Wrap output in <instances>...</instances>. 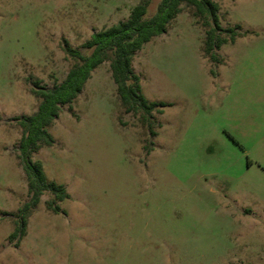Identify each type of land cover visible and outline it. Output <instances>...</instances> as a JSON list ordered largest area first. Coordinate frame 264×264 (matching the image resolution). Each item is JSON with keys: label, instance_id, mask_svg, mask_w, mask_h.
I'll list each match as a JSON object with an SVG mask.
<instances>
[{"label": "rangeland", "instance_id": "obj_1", "mask_svg": "<svg viewBox=\"0 0 264 264\" xmlns=\"http://www.w3.org/2000/svg\"><path fill=\"white\" fill-rule=\"evenodd\" d=\"M141 1L0 0V264H264V0H214L239 32L220 63L185 6L136 53L143 95L164 104L152 127L98 66L33 155L70 198L54 212L45 193L10 238L29 201L16 118L38 109L33 80L61 83L75 63L65 41L87 53ZM146 1L149 18L161 0Z\"/></svg>", "mask_w": 264, "mask_h": 264}, {"label": "trees", "instance_id": "obj_2", "mask_svg": "<svg viewBox=\"0 0 264 264\" xmlns=\"http://www.w3.org/2000/svg\"><path fill=\"white\" fill-rule=\"evenodd\" d=\"M183 6L191 10V15L205 30L203 53L213 62L220 63L217 54L224 45L235 42L238 28H224L221 24L220 5L214 0H161L156 13L146 18L149 2L142 0L134 6L127 19L104 28L91 35L83 45L87 53L73 49L65 41V52L75 61L66 78L52 88L43 86L41 80H33L31 93L40 100L38 109L31 115L16 118L22 136L18 143L20 166L26 176L29 201L22 208L20 228L10 236L25 235L27 217L41 201L45 193L54 196L47 202L49 209L59 211L56 201L69 199L64 185L48 180L43 163L34 160L33 155L43 147H51L55 139L49 128L59 117L61 109L71 104L84 90L92 72L104 62L110 63L112 79L123 110L138 117L142 123L152 127L153 113L162 114L164 104L150 102L142 93L140 76L133 68L135 55L155 37L167 33L169 25L183 11ZM155 136V132L151 131Z\"/></svg>", "mask_w": 264, "mask_h": 264}]
</instances>
